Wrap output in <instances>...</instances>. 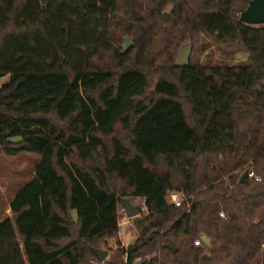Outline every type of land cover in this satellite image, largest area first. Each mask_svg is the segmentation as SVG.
Here are the masks:
<instances>
[{"label":"trees","instance_id":"obj_1","mask_svg":"<svg viewBox=\"0 0 264 264\" xmlns=\"http://www.w3.org/2000/svg\"><path fill=\"white\" fill-rule=\"evenodd\" d=\"M249 2L0 0V151L39 156L0 222V264L96 261L123 198L145 214L102 264H264V25L239 22ZM202 36L246 64L174 67Z\"/></svg>","mask_w":264,"mask_h":264},{"label":"rangeland","instance_id":"obj_2","mask_svg":"<svg viewBox=\"0 0 264 264\" xmlns=\"http://www.w3.org/2000/svg\"><path fill=\"white\" fill-rule=\"evenodd\" d=\"M124 38L128 37L123 36L122 41L114 43V49L119 54L125 53L123 48ZM129 41L132 44V49L134 43L131 39H129ZM185 45L187 44H183L178 48L173 56L172 64L175 62L178 51ZM192 54L194 58L193 61L208 66H243L247 61V55L236 50L234 46L207 36H202L200 42L193 47ZM113 58V55L105 56L104 63L110 65ZM148 75L151 83L155 82L158 77V74H154V70H150ZM7 80L8 76L0 79V88ZM38 160L39 156L34 154L22 153L15 157H8L0 151V222L8 215L6 210H8V203H10L11 198L32 178L33 170ZM130 201L133 205L141 209L137 218L142 217V215L145 214L142 200L131 198ZM167 201L170 203L171 199L167 197ZM123 213L124 211L121 206H119L118 217H122ZM135 238L136 233L134 228L121 231L117 240L108 242L107 250H109V252L103 249L108 252L107 258L115 250L118 243L123 246H128L134 242Z\"/></svg>","mask_w":264,"mask_h":264},{"label":"water","instance_id":"obj_3","mask_svg":"<svg viewBox=\"0 0 264 264\" xmlns=\"http://www.w3.org/2000/svg\"><path fill=\"white\" fill-rule=\"evenodd\" d=\"M239 22L249 26H260L264 25V0H250L245 10H243L239 15ZM124 44V52H127L131 49L132 44L128 38L123 39ZM192 54V45L187 44L183 46L179 51L178 55L174 62V67L176 68H186L189 66L190 59ZM247 179V172H244L240 179L239 184H243ZM121 207L125 215L128 218H137L140 214V209L138 206H135L131 203V201L127 198H123L120 201ZM201 240L206 248H210V242L206 237H201ZM167 249L172 252L176 253L177 249L174 248L172 245L168 244ZM93 254L95 258L99 262H103L108 255V252L102 249H95L93 250ZM140 264V263H135Z\"/></svg>","mask_w":264,"mask_h":264},{"label":"built area","instance_id":"obj_4","mask_svg":"<svg viewBox=\"0 0 264 264\" xmlns=\"http://www.w3.org/2000/svg\"><path fill=\"white\" fill-rule=\"evenodd\" d=\"M247 177L248 178H254L257 182H260L261 181L260 178L254 176L253 172L247 173ZM168 197L171 199V202L170 203L173 204L176 208L181 206V200H180L178 194L172 193ZM140 211H141V209H140ZM220 216H222V214H220ZM134 219L135 218H132V219L131 218H128L125 215V213H123L122 217H118L117 218V228H118V232L120 233L121 231H125V230H128V229L134 228V225H133ZM194 245L195 246H202V245L204 246L201 238H199L198 240H196L194 242ZM121 246L124 247V248L127 247V246H123V245H121ZM135 263H137V262H135ZM135 263H132V264H135ZM90 264H102V262H99L98 260H96V261L91 262ZM124 264H128L126 258L124 259Z\"/></svg>","mask_w":264,"mask_h":264},{"label":"crops","instance_id":"obj_5","mask_svg":"<svg viewBox=\"0 0 264 264\" xmlns=\"http://www.w3.org/2000/svg\"><path fill=\"white\" fill-rule=\"evenodd\" d=\"M16 194V193H15ZM14 197V196H13ZM13 197L11 198V200L13 199ZM10 200V201H11ZM10 203H8V210H6V213L8 214L6 217H4V219L5 218H9V219H12V216H11V213H10Z\"/></svg>","mask_w":264,"mask_h":264}]
</instances>
